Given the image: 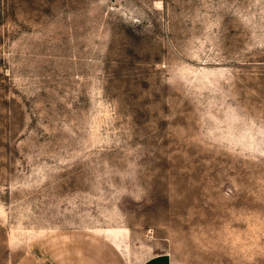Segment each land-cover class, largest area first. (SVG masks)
<instances>
[{"label":"rangeland","instance_id":"1","mask_svg":"<svg viewBox=\"0 0 264 264\" xmlns=\"http://www.w3.org/2000/svg\"><path fill=\"white\" fill-rule=\"evenodd\" d=\"M74 240L264 264V0H0V264Z\"/></svg>","mask_w":264,"mask_h":264},{"label":"crops","instance_id":"2","mask_svg":"<svg viewBox=\"0 0 264 264\" xmlns=\"http://www.w3.org/2000/svg\"><path fill=\"white\" fill-rule=\"evenodd\" d=\"M83 238H88V236H85ZM90 238H95V237L92 236ZM96 238H97V236H96ZM95 240H96V242L99 241L98 239H95ZM74 241H76V240H74ZM72 244H73L72 249L74 252L73 258H75L77 261H79L78 263L86 264L85 260H88L87 258H90V257L95 255L90 250V247H86V246L82 245L80 241H76V243L72 242ZM112 245H113V247L116 248V246H114V244H112ZM113 253H116V255L118 256L116 251L115 252L113 251ZM120 255H122V254H120ZM142 264H169V263H168V259L166 257H164L162 255H156L154 257L147 259Z\"/></svg>","mask_w":264,"mask_h":264}]
</instances>
